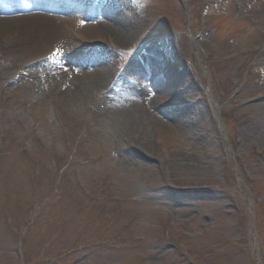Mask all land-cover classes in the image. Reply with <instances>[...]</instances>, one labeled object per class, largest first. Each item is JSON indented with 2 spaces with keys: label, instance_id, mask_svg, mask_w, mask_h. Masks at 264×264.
<instances>
[{
  "label": "rangeland",
  "instance_id": "1",
  "mask_svg": "<svg viewBox=\"0 0 264 264\" xmlns=\"http://www.w3.org/2000/svg\"><path fill=\"white\" fill-rule=\"evenodd\" d=\"M99 2L125 54L0 58V264H264V0ZM85 66L156 90L167 73L175 103L156 115L180 134L190 109L184 134L139 153L134 125L47 78Z\"/></svg>",
  "mask_w": 264,
  "mask_h": 264
},
{
  "label": "bare ground",
  "instance_id": "2",
  "mask_svg": "<svg viewBox=\"0 0 264 264\" xmlns=\"http://www.w3.org/2000/svg\"><path fill=\"white\" fill-rule=\"evenodd\" d=\"M91 1L95 0H27V8H24L15 0H0V58L9 62L17 52L24 53L23 57L27 58L31 55H41V52L53 51L55 54L58 52V56L67 62L71 60L67 55L72 50H77L78 45L94 49H112L121 55L125 54L126 49L133 44V36L125 27L124 20L107 12V7L100 11L101 14L95 13L94 19L83 22L91 16H88L93 10ZM53 6L66 15L61 16V13L57 12L46 13L50 12ZM37 8L43 12L29 11ZM51 63L46 64L50 67ZM90 68L92 67H70L68 71L61 70V73L49 75L47 78L54 81L63 79L66 83L61 99H74L85 93L104 105L106 112L124 120L127 128L131 124L134 125L133 131L141 148L138 151L142 152V155L147 156L151 151H155V145L167 148L165 138L184 134L183 131L187 128L186 115L190 109L180 111L182 119L180 118L175 129L179 130L180 134L168 128L164 120L155 113V110H162L165 114L168 110L164 105L175 103V93L170 87L172 78L167 73H161L159 70L150 74L148 80L152 81L153 86L163 85L160 90H156L139 76L135 80L129 77L130 80L125 81L108 67L93 68L92 71ZM8 69L7 65L4 70L8 73ZM44 80L39 77L32 80L30 89L44 95V88L38 87ZM156 95L165 97L157 98ZM190 107L193 113V107Z\"/></svg>",
  "mask_w": 264,
  "mask_h": 264
}]
</instances>
